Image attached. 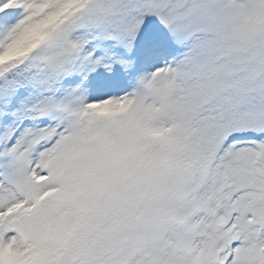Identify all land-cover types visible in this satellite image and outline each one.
<instances>
[{
	"label": "snow or ice",
	"instance_id": "6c2138e0",
	"mask_svg": "<svg viewBox=\"0 0 264 264\" xmlns=\"http://www.w3.org/2000/svg\"><path fill=\"white\" fill-rule=\"evenodd\" d=\"M0 264H264V0H0Z\"/></svg>",
	"mask_w": 264,
	"mask_h": 264
}]
</instances>
